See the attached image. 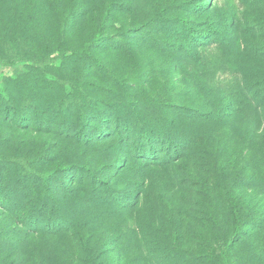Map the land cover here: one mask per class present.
I'll return each instance as SVG.
<instances>
[{
  "label": "rangeland",
  "instance_id": "1",
  "mask_svg": "<svg viewBox=\"0 0 264 264\" xmlns=\"http://www.w3.org/2000/svg\"><path fill=\"white\" fill-rule=\"evenodd\" d=\"M191 3L200 7L196 13L187 11ZM105 11L101 45L80 56ZM181 18L203 34L222 22L224 46L195 47ZM210 34L198 40L208 44ZM9 56L17 60L4 61ZM263 83L264 0H0V180L18 177L16 161L42 170L89 163L99 175L123 166L110 143L85 147L69 137L102 129L89 119L91 109L126 118L135 108L147 124L175 118L179 133L196 142L172 162L126 165L117 187L135 190L139 202L97 232L99 243L123 248L126 240L129 253L118 245L110 255L143 264L141 239L159 245L174 239L196 256H218L233 239L229 264H264V222L254 227L264 216V107L257 102L264 100L260 91L249 94ZM190 111L200 119L174 114ZM153 156L166 158L165 148ZM233 206L252 220L241 227L246 236L234 237ZM11 225L0 208L2 248ZM39 240L18 239L33 264H78L76 249Z\"/></svg>",
  "mask_w": 264,
  "mask_h": 264
},
{
  "label": "trees",
  "instance_id": "2",
  "mask_svg": "<svg viewBox=\"0 0 264 264\" xmlns=\"http://www.w3.org/2000/svg\"><path fill=\"white\" fill-rule=\"evenodd\" d=\"M187 9L190 13H196L200 7L191 3ZM109 15V11L102 14V21L98 24L92 39L84 43L80 56H90V49L101 45L104 26ZM179 22L195 47L209 46L211 49L224 46L225 41L220 36L221 21L207 34L193 30L186 18L179 19ZM65 24L67 25L66 22ZM60 28L63 31L66 29L65 25ZM209 33L213 37L210 43L203 44L198 40L208 37ZM183 52L191 57L190 49L184 47ZM197 57L201 65H205L203 57L199 55ZM16 60L17 58L9 56L4 61ZM254 91L262 92L259 98L264 100V83L252 88L249 94H253ZM257 102L259 110H262L264 102L262 104ZM87 113L90 120L99 121L102 124V129H98V134L94 136H87V134L80 136L81 133L76 131V136L69 137L73 138L75 143H82L85 147L110 143L118 150L124 165L99 175L91 170L89 163L62 164L54 170H42L30 166L29 163L14 162L20 167L18 177L4 178L5 182L0 180V208L4 209L12 222L8 231L2 234L4 247H0V264H33L32 255L26 252L28 249L22 248L21 242H18L20 236L41 238L40 244L45 239L59 240L60 244L68 250L76 249L78 264H124L122 255L117 256L115 260L110 255V249L120 245L122 252L129 253L131 244H127L125 240L122 248L123 244L99 243L96 234L104 226L113 225L114 221L125 217L126 211L130 210L134 203L139 202L141 195L136 196L135 190L123 191L117 187L118 179L122 176L126 165L135 160L147 166L151 165L150 162L156 163L162 160L172 162L174 158H182V152L196 142V139L188 137L192 136L190 133H179L180 129L175 118L166 119L162 116L165 123L147 124L135 108L125 112L126 118H123L116 110H107V108L91 109ZM174 114L191 121L200 119V115L194 111L174 112ZM78 116L84 119L82 112H79ZM159 148H165L166 158L158 159L157 156H153ZM148 156L152 157L147 158ZM60 174L64 175L62 179L57 178ZM53 179L60 181L61 185H54ZM231 213L234 237L239 234L246 236L248 231L241 232V227L251 226L252 220L246 222L247 217L234 206ZM259 219L254 221L256 228L261 220L264 222V216ZM139 226L144 228L146 224L141 222ZM240 239L241 237L237 241L240 242ZM166 240L168 241L166 244L159 245L148 242L147 239H141L143 264H229L227 254L234 241L226 240L218 256L208 252L196 256L183 251L178 241L169 238ZM33 247L29 248L37 253V249ZM150 254L154 255L152 260L149 259ZM38 264H44L43 259Z\"/></svg>",
  "mask_w": 264,
  "mask_h": 264
}]
</instances>
